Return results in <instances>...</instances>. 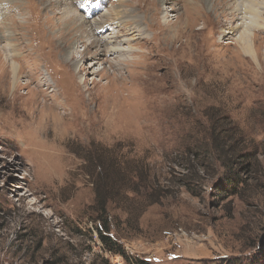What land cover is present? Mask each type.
I'll use <instances>...</instances> for the list:
<instances>
[{
  "label": "rangeland",
  "instance_id": "1",
  "mask_svg": "<svg viewBox=\"0 0 264 264\" xmlns=\"http://www.w3.org/2000/svg\"><path fill=\"white\" fill-rule=\"evenodd\" d=\"M13 1L1 11L17 40L0 39V81L9 79L0 88V264H264V30L252 35L257 62L236 40L246 12L235 0H132L154 35L147 29L149 46L128 48L137 55L115 70V55L93 59L98 43L61 36V19L94 36L92 22L117 2L88 23L81 0ZM243 150L260 164L225 179L223 158L232 165ZM101 161L130 175L103 185L108 235L124 254L98 230Z\"/></svg>",
  "mask_w": 264,
  "mask_h": 264
},
{
  "label": "bare ground",
  "instance_id": "2",
  "mask_svg": "<svg viewBox=\"0 0 264 264\" xmlns=\"http://www.w3.org/2000/svg\"><path fill=\"white\" fill-rule=\"evenodd\" d=\"M66 1H69V0H57V2L60 3L61 5L64 4L67 6L69 3ZM114 1L117 2L116 6H114V7L111 6L113 8L108 9L105 13L102 12L100 15L103 14V16H102L103 18H101L99 20H95L94 22H92V30H93L94 36L91 34L92 32L90 33L87 28L81 27L80 23L77 20L70 18V17L66 16L65 14L62 15V19H61L62 20L61 24L64 25V29H63V31H61V36L68 37V35L72 34V35H74L75 40H78V42L84 41L85 46H92L93 43L94 44L98 43L100 45L99 47L101 49L102 54L98 53V50L96 49V51L91 53L93 59H95V58L97 59L100 55H103V54L104 55L105 54L115 55V58H110L111 63H116V65H115L116 69L115 70H120L122 67H118V65H119V61H122L121 60L122 58L125 59L127 57V55H133V56L137 55V53H135L136 51H133L132 53L129 52L130 49H133V47L135 46L136 43L137 44L142 43V46H144V45L149 46V40H151V39L147 40L146 39L147 36H145V35L147 33V29H151L153 31V35H154V29L151 26V20L146 22L147 27H145L143 19L142 20L139 19L138 18L139 15H137V14L134 15L132 13L133 9L127 8V7H130V6L137 4L135 2H132V0H131V2H130V0H90V1L81 0L80 4H79V7H80L79 11L81 12V9L89 7L90 14L85 16V14L83 12V14H84L83 18H85V21L89 23V20L90 19L93 20L95 18V14L99 13L103 9L105 3H107V2L111 3ZM139 1H141V0H138L137 2H139ZM216 1L217 0H215V3H216ZM1 2H0L1 3V5H0V21H1L0 26L2 27L3 32L0 34V39H10L11 36L13 37V30L10 32H7V27L8 26L10 27L11 24L6 25L5 19H9V18H5V17L3 18L4 14L2 15L1 11L11 12L12 10L10 8L12 6H14L15 5L14 3H16V2H14L13 0H10V2L6 1V3H4V1H1ZM160 3H161V5H164V7H166L167 5H171V4L175 3V1L174 0H161ZM11 4H13V5H11ZM219 4H220V2H219ZM231 6H234L235 9L237 11H239L240 15H242V13L244 11L246 12L245 16L242 15L243 17L240 18V19L245 18L244 22L240 23L241 27L243 28V31L238 36V39H236L240 45V48L244 52L245 55L250 56V58L259 62V60H260L259 59V51H258V47H257L256 41H255L256 40L255 37H258V36H256L254 31L255 30H264V0H235L234 3L231 4ZM172 9H175V7H172ZM137 10L143 11V9L141 7H139ZM144 12L146 13L145 16L147 14H149V10H144ZM153 12H154V10L150 11V13H153ZM214 13L217 14L216 12H214ZM145 16H144V20L146 21L147 18H145ZM106 26H109V29L112 26H114L113 29L115 30V32H112V33L110 32L107 37H103L102 34H103L104 28ZM184 29L179 28L177 30H174L173 36L170 37L171 40L174 38L176 39V37L178 36L179 33L180 34L184 33L185 32ZM230 34H232V33H230ZM153 35H152V37H153ZM252 35L255 37L252 38ZM96 36H100L99 39H96ZM118 39H119V42H118ZM13 40H15V41L17 40L16 36L13 37ZM66 40L67 39L64 38L62 43L63 42L65 43ZM9 45H11V42H9ZM67 45H68V43H67ZM15 46H17V45H15ZM71 48H72L71 50L66 52L67 59L69 61H71L74 64V66H77L78 63H77V60L75 59V56H74L75 48H73V46H71ZM128 48H129V50L127 51ZM11 49L13 50L12 47H11ZM148 54H149V52L146 53V55L144 53H141L140 56H147ZM119 57H120V59H119ZM84 58H85V54L82 55L81 59H84ZM110 59H109V61H110ZM134 61H136V60H134ZM126 65H128V64L126 63ZM10 69L12 72V83H13L12 86L14 88L13 92H17L18 91L17 78H18V75L21 72V70L15 61H13V63L10 64ZM3 74H4L5 78H2V81H0V85H1L0 88H3V90H5L9 87V79L7 78V75L4 72H3ZM6 78H7V80H6ZM6 83H8V85H6ZM16 88H17V91H16ZM59 105H60V103H59ZM63 107H64V105H63Z\"/></svg>",
  "mask_w": 264,
  "mask_h": 264
},
{
  "label": "trees",
  "instance_id": "3",
  "mask_svg": "<svg viewBox=\"0 0 264 264\" xmlns=\"http://www.w3.org/2000/svg\"><path fill=\"white\" fill-rule=\"evenodd\" d=\"M102 158H104V157H102ZM246 159H248V163L244 164L243 161ZM236 160L237 161L234 163L231 162L233 164L230 165V162L227 161L226 158H223L222 166L227 172V176L225 177V179H240V177L237 175V173H235V171H234L235 169L240 170V168H242V170H243L245 168H249L250 164H252L254 162L256 164H260V161L257 158L256 154H252L251 152H246L244 150L240 151L238 153ZM239 160L242 161L241 164L238 162ZM111 163H113V161L107 162L106 164L104 163V161H101V164L99 166L96 165V167H95V170L98 169V171H99L98 179L100 182L99 186H97L98 197H97V206L96 207L99 208V212H100L99 220L101 221L100 226L102 228H100L98 230L100 233L101 240L103 241L104 245L109 248V250L113 251L114 253L121 252L122 254H124L123 250L120 248V245H118L116 239H113L111 236L108 235V233L111 230V225H110L111 221H110V219H108V214H107L106 210L109 207L110 201L107 198V192L108 191H107V189H105L103 187V185H107V183H109V181L113 177H116L120 174H122L125 179H127V177L130 175H125L126 171L124 173V171L121 170L120 167L123 166L121 163L119 165V168H117V165H116L117 162L113 163V168H114V174H113L112 171L111 172L109 171V170H111L110 167H108V165H111ZM242 164L245 166V168L243 166L241 167ZM131 168H133V167H131ZM104 177H106V178H104ZM120 178L121 177L119 176V179ZM113 180H118V178H115ZM224 190H228L227 187ZM150 194H151V198L149 200H151V204L155 203V202H160V194L159 193H154L153 190H150ZM104 232H107V233H104ZM137 263L138 264H152L148 260H140Z\"/></svg>",
  "mask_w": 264,
  "mask_h": 264
}]
</instances>
